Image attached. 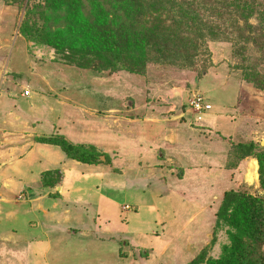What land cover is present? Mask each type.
Segmentation results:
<instances>
[{"label":"rangeland","instance_id":"374dc122","mask_svg":"<svg viewBox=\"0 0 264 264\" xmlns=\"http://www.w3.org/2000/svg\"><path fill=\"white\" fill-rule=\"evenodd\" d=\"M195 95L212 109L192 108ZM38 144L62 159L31 163ZM66 153L93 175L83 213L66 212ZM8 163L0 202L35 213L33 226L60 219L45 228L46 263L66 261L68 216L67 229L88 219L113 236L117 264H209L229 241L225 192H264V0H0V171Z\"/></svg>","mask_w":264,"mask_h":264},{"label":"crops","instance_id":"0c3cea01","mask_svg":"<svg viewBox=\"0 0 264 264\" xmlns=\"http://www.w3.org/2000/svg\"><path fill=\"white\" fill-rule=\"evenodd\" d=\"M46 121L52 123L54 119L50 116L46 118ZM21 149L22 148L18 147V151ZM55 149L56 146L50 144H38L32 147L30 151H28V148L24 149V152H29L30 155L28 159H30V162L32 163L36 157L39 156L40 151L41 155L44 156L43 165L48 166L51 162L53 163V161L58 162V157L59 159H62L63 157V154L60 155L59 152V154H56L54 152ZM11 161L14 162L15 159H10V162ZM31 163H29V167L31 166ZM81 167H84L83 162L69 158L68 154L66 153V212L68 210H74L83 213V211L78 208L82 205V200H84V198H81V193L84 189L82 186H84V184L87 185L89 183L88 180L93 178V175L86 176V173L82 172ZM6 168L8 173L7 171H0L1 175L4 177L8 176L9 174L12 175L16 171L14 164L8 163ZM1 175L0 177L2 178ZM99 175L100 174L96 173L94 178L98 177ZM95 191L96 189L93 190V193H96ZM78 193V197L81 202H76L73 200L75 194ZM149 213L154 214L153 211H150ZM34 214L35 213L28 211L27 208H20L19 204L13 205L8 202H0V255L8 251H12L13 255H21L25 252L30 254V258L32 257L33 260H35L34 264H36L38 260H41V262H43L42 264H50L48 263L49 260H47V263L45 260L47 258L46 256L48 255V251H51L50 249H52L54 241L51 239L50 233L47 232L45 228L47 227V224L51 222H57V224H61L59 223L60 219L58 218L59 221H56L55 219L48 221L46 224L40 222L33 226V224L36 223H34L32 220V216H34ZM138 216H140L139 212L132 214L131 226L134 224L135 219H137ZM67 217L68 216H66V223L63 225V227H66V231L57 238V242L59 241L60 245H62V253L66 255V264H75L73 260L75 257H78L79 259V263L77 264H117L114 260L107 259L106 257L108 255L107 249L112 246L111 239L113 236L109 235V238L106 237L107 239L104 241L106 235L101 236L90 231V227H88L89 225L87 223L88 219L81 226L77 227V230L67 229L68 225L77 222L75 218L73 220H68ZM82 221L83 220L81 219L79 220V222ZM5 222H9V226L6 228H4ZM16 228L19 229L18 232H15ZM144 228L145 227L142 226L141 229L144 231ZM56 243L55 245H57ZM167 255L169 256V253L163 254V256H166L164 258L166 263H168L170 260L167 258ZM37 258L40 259L37 260Z\"/></svg>","mask_w":264,"mask_h":264},{"label":"trees","instance_id":"16d2710c","mask_svg":"<svg viewBox=\"0 0 264 264\" xmlns=\"http://www.w3.org/2000/svg\"><path fill=\"white\" fill-rule=\"evenodd\" d=\"M72 149V145H67L66 152ZM98 158L99 154L83 150L80 160ZM262 185L264 191L263 180ZM217 219L228 226L229 241L223 245L220 256L209 264H264V192L261 196H254L235 190L226 191Z\"/></svg>","mask_w":264,"mask_h":264},{"label":"built area","instance_id":"2783aa9c","mask_svg":"<svg viewBox=\"0 0 264 264\" xmlns=\"http://www.w3.org/2000/svg\"><path fill=\"white\" fill-rule=\"evenodd\" d=\"M25 95L29 94V90H26ZM190 105L192 108L197 110L198 112H205L212 109V104L209 103L203 96L195 95L192 100L190 101Z\"/></svg>","mask_w":264,"mask_h":264},{"label":"water","instance_id":"95a60500","mask_svg":"<svg viewBox=\"0 0 264 264\" xmlns=\"http://www.w3.org/2000/svg\"><path fill=\"white\" fill-rule=\"evenodd\" d=\"M183 110H182V108H178L177 110H176V114H179L180 112H182Z\"/></svg>","mask_w":264,"mask_h":264}]
</instances>
